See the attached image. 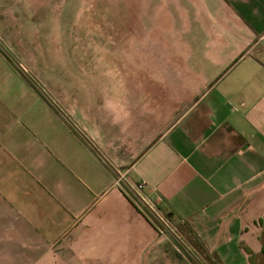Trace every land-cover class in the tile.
<instances>
[{
	"label": "crops",
	"instance_id": "0c3cea01",
	"mask_svg": "<svg viewBox=\"0 0 264 264\" xmlns=\"http://www.w3.org/2000/svg\"><path fill=\"white\" fill-rule=\"evenodd\" d=\"M171 5L167 109L47 92L67 118L0 49V264H197L113 168L203 264H264V0Z\"/></svg>",
	"mask_w": 264,
	"mask_h": 264
},
{
	"label": "rangeland",
	"instance_id": "374dc122",
	"mask_svg": "<svg viewBox=\"0 0 264 264\" xmlns=\"http://www.w3.org/2000/svg\"><path fill=\"white\" fill-rule=\"evenodd\" d=\"M183 23L171 0H0V42L68 109H167Z\"/></svg>",
	"mask_w": 264,
	"mask_h": 264
},
{
	"label": "water",
	"instance_id": "95a60500",
	"mask_svg": "<svg viewBox=\"0 0 264 264\" xmlns=\"http://www.w3.org/2000/svg\"><path fill=\"white\" fill-rule=\"evenodd\" d=\"M0 49L13 61V63L23 72V74L37 87V89L58 109L60 110L64 116L66 114L61 110V108L54 102V100L51 98V96L47 93V91L35 80V78L22 66V64L11 54V52L0 42ZM67 117V116H66ZM68 118V117H67ZM73 126L77 128V130L82 134V136L93 146V148L100 153L97 148L92 144V142L83 134V132L78 129V127L71 122ZM100 155L105 159V161L108 162V160L100 153ZM113 168V167H112ZM118 176L123 180L125 185L128 187V189L143 203V205L159 220V222L171 232V234L177 239V241L189 252V254L192 256V258L197 262V264H203L202 261L198 258V256L192 252L184 243L183 241L178 237V235L173 231L172 228L157 214V212L150 206V204L144 199V197L129 183L127 182L123 177H121L120 173L113 168Z\"/></svg>",
	"mask_w": 264,
	"mask_h": 264
},
{
	"label": "built area",
	"instance_id": "2783aa9c",
	"mask_svg": "<svg viewBox=\"0 0 264 264\" xmlns=\"http://www.w3.org/2000/svg\"><path fill=\"white\" fill-rule=\"evenodd\" d=\"M144 187H145V182L144 181H141V182H139L136 186H135V189L141 194V192L143 191V189H144ZM144 197V196H143ZM144 199L150 204V206L154 209V210H158V209H156V207L155 206H153V204L152 203H150L149 202V200H147V198H145L144 197ZM159 211V210H158ZM157 211V212H158ZM165 221V220H164ZM167 223V222H166Z\"/></svg>",
	"mask_w": 264,
	"mask_h": 264
}]
</instances>
